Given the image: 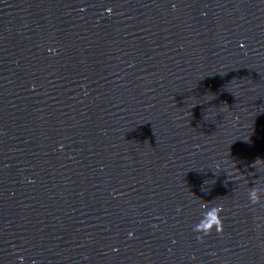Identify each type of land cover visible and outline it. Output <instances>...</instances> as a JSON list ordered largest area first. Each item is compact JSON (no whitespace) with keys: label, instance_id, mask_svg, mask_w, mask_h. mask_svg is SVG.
<instances>
[{"label":"water","instance_id":"obj_1","mask_svg":"<svg viewBox=\"0 0 264 264\" xmlns=\"http://www.w3.org/2000/svg\"><path fill=\"white\" fill-rule=\"evenodd\" d=\"M253 186L264 0H0V264H264Z\"/></svg>","mask_w":264,"mask_h":264},{"label":"clouds","instance_id":"obj_2","mask_svg":"<svg viewBox=\"0 0 264 264\" xmlns=\"http://www.w3.org/2000/svg\"><path fill=\"white\" fill-rule=\"evenodd\" d=\"M175 6L173 5V8ZM110 11V10H109ZM202 15L204 13H201ZM58 148L62 149L63 145H59ZM264 195V188L250 187L248 189V201L252 205H257L261 202V196ZM205 211L202 214L200 221L193 226V232L198 233L197 240L202 241L204 236L211 234L212 230L219 234L223 231V222L221 219V212L223 211L221 206H213L209 208L207 204L202 205ZM131 237V233H129Z\"/></svg>","mask_w":264,"mask_h":264}]
</instances>
